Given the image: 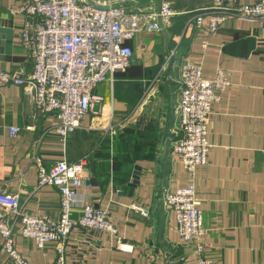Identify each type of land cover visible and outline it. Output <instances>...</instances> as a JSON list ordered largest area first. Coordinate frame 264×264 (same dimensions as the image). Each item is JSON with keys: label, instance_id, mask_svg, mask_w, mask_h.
<instances>
[{"label": "crops", "instance_id": "crops-1", "mask_svg": "<svg viewBox=\"0 0 264 264\" xmlns=\"http://www.w3.org/2000/svg\"><path fill=\"white\" fill-rule=\"evenodd\" d=\"M137 1L126 0L123 7L139 12L158 6L137 7ZM165 1L175 12L170 27L138 33L126 43L132 51L130 68L95 89L102 102L65 143L54 133L55 116H36L22 88L0 85V191L16 195L29 215L58 220L59 193L50 186L37 188L31 158H40L45 168L86 158L91 187L76 193L85 203L107 210L116 229L112 236L73 227L64 248L65 264L195 261V247L179 239L174 213L160 201L164 191L188 184L173 154L180 138L174 112L181 90L179 71L187 63H200L205 80L222 69L230 82L207 122L212 147L207 164L195 172L204 229L198 244L213 264H264V23L228 21L208 38L204 50L193 18L211 10L214 0L159 3ZM21 5V0H0V71L27 77L32 65L20 42ZM207 24L205 17L203 26ZM109 126L114 134L105 131ZM12 127L21 130L16 137L9 135ZM80 216L76 207L72 218L76 222ZM14 244L30 264L53 262L54 247L38 250L20 236ZM0 264H10L2 253Z\"/></svg>", "mask_w": 264, "mask_h": 264}, {"label": "built area", "instance_id": "built-area-1", "mask_svg": "<svg viewBox=\"0 0 264 264\" xmlns=\"http://www.w3.org/2000/svg\"><path fill=\"white\" fill-rule=\"evenodd\" d=\"M125 1L21 0L18 13L24 17V23L20 42L32 70L27 77L0 71V85L22 88L36 116H55L58 122L53 130L62 143L80 128L93 106L102 102L100 96L93 94L95 89L114 74L130 68L132 51L126 43L141 32H161L170 27L175 17L166 1L160 2L157 8L139 12L126 11ZM232 2L237 5H231ZM205 17L206 27L203 26ZM232 20L264 23V0L253 3L214 0L211 10L194 16L193 24L201 31L204 50L208 38ZM179 78L181 90L174 112L179 118L180 138L174 142L173 154L188 176V184L172 192L164 191L160 201L174 213L179 239L196 249L195 261L188 264H213L204 257L198 244L204 229L195 172L207 164L212 148L207 140V122L212 106L230 85L229 75L218 69L212 80H205L200 63H187L181 66ZM20 131L12 127L9 135L16 137ZM105 131L114 134L110 126ZM31 164L37 171V188L57 189L60 215L58 220L31 216L24 212L16 195L0 191V253L10 264H30L16 250V236L32 241L38 250L54 247L52 264H65L64 248L73 227L116 235L109 212L85 203L76 193L78 188L91 187L86 158L76 163L57 161L45 168L40 158L32 157ZM76 207L81 216L75 222L72 211ZM132 209L147 217L144 210L134 206Z\"/></svg>", "mask_w": 264, "mask_h": 264}, {"label": "water", "instance_id": "water-1", "mask_svg": "<svg viewBox=\"0 0 264 264\" xmlns=\"http://www.w3.org/2000/svg\"><path fill=\"white\" fill-rule=\"evenodd\" d=\"M151 3L159 4V0H138L137 1V7H146L150 5Z\"/></svg>", "mask_w": 264, "mask_h": 264}]
</instances>
